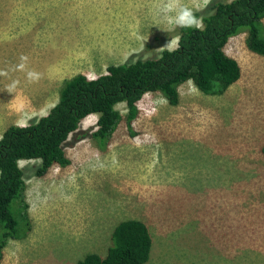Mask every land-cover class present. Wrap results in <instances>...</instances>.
<instances>
[{
	"label": "rangeland",
	"instance_id": "374dc122",
	"mask_svg": "<svg viewBox=\"0 0 264 264\" xmlns=\"http://www.w3.org/2000/svg\"><path fill=\"white\" fill-rule=\"evenodd\" d=\"M209 1L0 0V138L47 114L65 79L176 48L177 25ZM246 37L225 45L242 73L223 94L191 80L177 105L146 92L131 129L122 120L104 146L70 136L68 166L38 177L40 161L21 160L31 226L7 241L2 264L104 256L126 218L151 230L144 264H264V55ZM117 108L126 114L124 102ZM98 117L82 129L94 131Z\"/></svg>",
	"mask_w": 264,
	"mask_h": 264
},
{
	"label": "trees",
	"instance_id": "16d2710c",
	"mask_svg": "<svg viewBox=\"0 0 264 264\" xmlns=\"http://www.w3.org/2000/svg\"><path fill=\"white\" fill-rule=\"evenodd\" d=\"M241 32L247 33L249 50L264 55V0H210L177 25L176 48L111 64L96 78L77 73L64 80L47 114L8 126L0 138V264L7 241L24 237L31 226L21 160H39L33 165L38 177L55 165L68 166L65 144L70 136L80 140L90 135L104 146L122 120L131 129L146 92H160L177 105L179 86L191 80L204 94H223L241 77L239 62L225 51L229 38ZM122 102L125 115L117 108ZM93 113L99 115L96 129H82V120ZM111 239L106 255L91 252L78 264H144L150 259L153 236L145 221L121 220Z\"/></svg>",
	"mask_w": 264,
	"mask_h": 264
},
{
	"label": "bare ground",
	"instance_id": "6f19581e",
	"mask_svg": "<svg viewBox=\"0 0 264 264\" xmlns=\"http://www.w3.org/2000/svg\"><path fill=\"white\" fill-rule=\"evenodd\" d=\"M70 18V17H69ZM75 37V36H74ZM77 37V36H76ZM139 113V112H138Z\"/></svg>",
	"mask_w": 264,
	"mask_h": 264
},
{
	"label": "crops",
	"instance_id": "0c3cea01",
	"mask_svg": "<svg viewBox=\"0 0 264 264\" xmlns=\"http://www.w3.org/2000/svg\"><path fill=\"white\" fill-rule=\"evenodd\" d=\"M94 114V113H93Z\"/></svg>",
	"mask_w": 264,
	"mask_h": 264
}]
</instances>
